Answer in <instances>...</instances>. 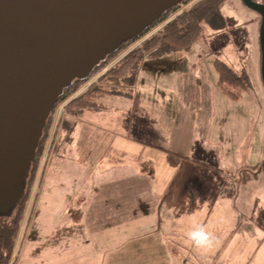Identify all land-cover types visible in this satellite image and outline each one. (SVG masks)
Listing matches in <instances>:
<instances>
[{"label": "rangeland", "instance_id": "obj_1", "mask_svg": "<svg viewBox=\"0 0 264 264\" xmlns=\"http://www.w3.org/2000/svg\"><path fill=\"white\" fill-rule=\"evenodd\" d=\"M195 1L197 0L184 2L179 12L188 10L191 4ZM220 10L225 20L223 27L216 28L209 21L205 20L203 22L204 36L193 45L190 51L175 52L172 57H176V61L162 65L161 72L159 73H157L158 70L153 72L148 68H144L141 72L139 78L140 82H159V84H161L160 82L181 81L183 82V87L189 91V94H191L196 87H199L202 93L199 98L195 97V100L190 103L189 120L183 122L182 117L176 118L174 120V130L170 135L168 127V134L162 143L165 151L160 147L156 148L155 145L149 142L139 141L136 137H133L132 139L134 142L138 141L144 143L141 149H139L137 143L133 142H128L126 148H122L119 144L116 145V142H119L116 135L112 137L116 139L114 144H112L113 141L108 142L109 145L117 147L118 149L116 150L122 152L123 155L132 159V161H128V165L130 163L134 165V161H136L135 158L148 160L152 163L154 169L153 174L156 176H154V187H156L155 195H159L157 202L153 201L154 204L152 207L155 209L149 211L148 208L145 209L143 205L139 204L133 208L134 211H137L136 215H116L115 220H110V215L103 214L101 211H99L98 214H87L88 209L86 203L92 200L90 197L82 202L81 206L77 205L73 208L74 211L79 210L82 212L81 214L66 215L64 213L65 209L59 208L61 206L60 193L54 192L49 198L48 205L43 209L44 219L46 220L43 221L45 225L41 228H33L31 231V237L33 236L35 239L32 240L31 243H26V241L21 243L19 257L14 261L15 263L12 262L11 264H54L52 257L55 244L61 239L67 237H70L71 240H78V242H86V246L83 247V250L81 251L84 254L77 255L76 259H78V262L74 264H86L85 262H82L85 261V259H88V264H135L133 253L124 254L122 252L118 253L117 251L121 240L125 241L126 239H130L133 241L138 235L142 236V239L153 236L154 240H156L155 247L160 251L161 249L165 250L164 245H166V241L163 240H167L169 246L175 244L176 256L173 260L174 264H197L191 263L189 259L184 263L183 259L178 257L181 249L178 245L180 240H176L174 236V239H172L171 232L165 230L164 225L169 226V228L171 227L168 220L173 217V209L168 212L166 201L170 199V203H172V199L174 200V198L173 196H166L165 192H161L163 188L159 185L160 177L164 174L170 176L174 171H176L179 176L185 177L181 182L176 183V188L173 191L174 194H176L177 191L179 192L183 187L185 196L188 197L189 200L192 197L197 196L192 191L199 186L198 183L191 182V180L193 178L201 177L200 172H202L194 170L191 167V164H189V161L203 166L205 174L211 173V170H209V164L194 160L191 155L188 156V160L182 157L187 155V146L189 144L193 143L191 148L196 144L198 150L203 149L206 154H218L217 148H219V143H222L223 139L226 145L230 148H234L243 136L247 137V139L252 142L254 148L253 156L249 162L250 165H257L258 163L255 157L256 151L258 150V143H255L254 141H259L261 147L264 148V84L261 78V47L259 39L261 15L257 11L248 7L243 0H224ZM165 24L166 23L158 25L147 34L154 33ZM140 39L130 46L129 49L138 45L142 41H140ZM120 57L112 61L110 65ZM169 59L170 58H166L163 60ZM216 59L228 62L238 71L244 69L247 72L250 79V88L247 91L245 90L240 98H233L221 89L218 82L219 75L215 64ZM110 65H108L107 68H104L102 72L98 73V75L91 80L95 81L99 75L109 68ZM89 83L84 85L72 97L83 91ZM106 100L111 104L118 106V108L113 110V113H124L129 110L122 104L118 105L119 102H129L123 100L121 96H108L106 97ZM196 100H198V102H196ZM66 102L67 101L58 106L53 125H56L58 122L59 117L62 114V108ZM166 108H171V106ZM162 109L167 110L165 109V106L153 104L148 110H146V113L151 116L162 115L164 117H169L167 124H170L172 116H181V111L179 110H173L170 113H166ZM109 114L110 113L101 109L84 110L78 116V125L79 122H81L82 126H85L92 124L95 120L100 121L106 118H108V121L112 124ZM118 121L119 120L117 119L115 125H118ZM142 124H148V121L142 120ZM164 124L165 118L158 116V119L153 122V127L160 131ZM78 125L77 129L79 128ZM147 131L148 128L145 127L142 136H145ZM49 138L51 141V134ZM154 140H157V138L153 137L151 141ZM48 148L49 144L45 146L40 162L41 164L39 165L40 167L38 166L37 169L38 172L36 179L28 195L25 217L17 245L21 241L20 238L22 237V232L29 213H35L38 209L39 200L37 194L43 189V186L40 184L43 172L47 168L48 162L51 158L62 154V148L56 155H53L52 153L48 154ZM116 150L104 151V154L100 157V159L106 161V164L102 166L103 173L100 178L116 176L123 173L122 166L116 163V161L120 159L119 153ZM95 162L96 161H92V165ZM217 162L218 161L214 160L213 165ZM62 164L63 162H61L59 168L62 167ZM223 165L225 166L226 164ZM231 165H234V163L231 162L230 166ZM132 167L134 169L136 168L134 166ZM133 168H128L127 173H134ZM96 169H100V167L98 166ZM231 173V168H224V174L220 171V173L216 175H225L226 177L231 178ZM93 175L96 176V174ZM212 175L216 176L213 173ZM188 177H191V179L188 180ZM44 179L45 177L42 180ZM204 184L205 183L202 184V187ZM232 184L237 185V183ZM229 185H231V183L224 184V190L229 188ZM104 186H106V184H104ZM116 189L119 195L123 194V196H119V201H124V204L127 205L130 201L131 191H125L122 193L121 190L118 188ZM88 191H90V189L80 190V193L82 194L83 192L84 194ZM108 195L105 197H108ZM83 197H85V195H83ZM226 202H228L226 208L231 212L233 201ZM238 205L241 209L243 208L241 202ZM205 206H207V204H205ZM34 208H37L35 212ZM54 211L56 214H51ZM73 218L75 219V222L72 221ZM101 218H103V221L98 223V220ZM172 222L175 224L179 223L176 227L187 224L193 230L195 228L192 220L182 219L178 215L174 216ZM94 223L104 225L88 230L86 225ZM79 226H81L80 229ZM193 230L188 229L187 232ZM257 236L260 237L259 235ZM60 246H58L57 249ZM92 255L101 257L103 263H101L100 259L98 260L97 257H94V260H91ZM14 258H16V255H14L13 259ZM168 261L160 255L157 264H171V260ZM211 261L212 260H209L208 263ZM143 264H145V260H143Z\"/></svg>", "mask_w": 264, "mask_h": 264}, {"label": "crops", "instance_id": "obj_2", "mask_svg": "<svg viewBox=\"0 0 264 264\" xmlns=\"http://www.w3.org/2000/svg\"><path fill=\"white\" fill-rule=\"evenodd\" d=\"M173 54L175 53L162 57L147 58L144 61L133 95L131 97L121 96L123 100L129 102L118 103V105L122 104L129 110L124 113H113V110L118 106L107 100L104 101L110 107L101 110L110 113L109 118L112 124L108 121V118L100 121L95 120L92 124L85 126H82L81 122H79V125L77 124L79 128H75L72 140L63 146L61 155L49 160L47 168L43 172L41 180L44 177L45 179L42 182L40 180L43 189L37 194L39 206L38 209L34 208V212L37 209L35 213H29L27 217L22 232L24 242L31 243L35 239L33 236L30 237L32 227L41 228L45 225L43 222L46 221L43 209L48 205L49 198L54 192L60 193L61 206L59 208H64L66 215L81 214L82 212L79 210L74 211L73 208L77 205L81 206V203L90 197L92 200L86 203L87 214H98L101 211L103 214H109L110 220H115L116 215H136L137 211H134L133 208L139 204L143 205L145 209L148 208L149 211L155 209L152 207L153 201L157 202L159 195H155V175L153 174L152 163L148 160L135 158V164L130 163L128 165V161H132V159L123 155L122 152L116 150L117 147L109 145L108 142L113 141L112 144H114L116 139L112 137L116 135L119 139L116 145L119 144L122 148H126L128 142H133L137 143L139 149H141L144 143L134 142L132 139L136 137L139 141L149 142L155 145L156 148L160 147L165 151L162 143L168 134V127L170 135L174 130V120L176 118L182 117L183 122L189 120L190 103L195 100V97L199 98L202 94L199 87H196L189 94L181 81L160 82L161 84H159V82H140L139 79L144 68L151 69L153 72L158 70L157 73H159L162 65L176 61V57H172ZM166 58L170 59L163 60ZM153 104L165 106L167 110H162L166 113L179 110L181 116H172L170 124H167L169 117L151 116L146 113V110ZM169 106L171 108H166ZM158 116L165 118V124L160 131L153 127V122L158 119ZM117 119L119 120L118 125H115ZM142 120H147L148 124L143 125ZM145 127L148 128V131L145 136H142ZM153 137L157 140L151 141ZM254 142L258 143V150L255 155L258 161L257 165L249 164L254 148L252 142L244 136L234 148L226 145L223 139V142L219 143L220 146L217 148L218 154H206L205 150H198L196 144L192 148L193 143L189 144L187 155L182 157L188 160V156L191 155L194 160L209 164V170H211V173L205 174L203 166L189 161L194 170L202 171L200 172L201 177L191 180V182L198 183L199 186L192 191L197 196L189 200L185 196L183 187L176 194L173 191L176 188V183L181 182L185 177L179 176L176 171L172 172L170 176L164 174L160 177L159 185L163 188L161 192H165L166 196H173L174 198V200L171 198L172 203H170V199L166 201L168 212L173 209V217L168 220L171 227L164 225L165 230L171 232L172 239L175 237L176 240H180L178 245L181 249L178 257L182 258L184 263L189 259L191 263L197 264H264V148L261 147L259 141L255 140ZM107 150L118 151L120 159L116 163L122 166L123 173L100 178L103 173L102 166L106 164V161L100 159V157ZM214 160L218 161L215 165H213ZM92 161L96 162L92 165ZM61 162L63 164L59 168ZM231 162L234 165L230 166ZM98 166L100 169H96ZM132 166L136 168L134 169ZM251 167H255L258 176L245 184H240V173L243 170H250ZM128 168H133L134 173H127ZM224 168L232 169L231 178L225 175H216L220 171L224 174ZM212 173L216 176H213ZM93 174H96V176ZM189 179L191 177H188ZM203 183L205 184L202 187ZM226 183H237L238 189L234 196L230 197L224 193V184ZM116 188L121 190L122 193L131 191L130 201L127 205L124 204V201H119V196H123V194L119 195ZM87 189H90V191L84 194V191L82 194L80 193V190ZM107 195L108 197H105ZM226 201H233L232 213L226 208L228 206ZM240 202L243 205L242 209L238 205ZM51 214L56 213L54 211ZM175 215L185 220H192L195 225L194 230L203 227L210 234L211 243L206 247L197 248L188 237L190 232H187V230L193 229L187 224L176 227L179 223L172 222ZM86 219L88 220L87 217ZM72 221L75 222V219L73 218ZM102 221L103 218L98 220V223ZM103 225L94 223L86 226L90 230ZM80 228L81 226H79ZM141 237L138 235L133 241L130 239L121 240L117 252L133 253L135 264H143V260H145V264H157L160 255L166 261L171 260V264H174L175 244L169 246V242L163 240L166 241L165 250L161 249L160 251L155 247L156 240L153 236L145 239ZM58 246L60 247L57 249ZM85 246V241L78 242V240H71L70 237L61 239L55 244L52 257L53 263H77V255L84 254L81 251ZM94 257L97 256L92 255L91 260H94ZM97 259H100V262L103 263L101 257H97ZM209 260L212 261L208 263ZM82 262L88 264V259Z\"/></svg>", "mask_w": 264, "mask_h": 264}, {"label": "water", "instance_id": "obj_3", "mask_svg": "<svg viewBox=\"0 0 264 264\" xmlns=\"http://www.w3.org/2000/svg\"><path fill=\"white\" fill-rule=\"evenodd\" d=\"M184 0H0V215L22 198L51 110L75 79ZM261 15L264 3L243 0Z\"/></svg>", "mask_w": 264, "mask_h": 264}, {"label": "trees", "instance_id": "obj_4", "mask_svg": "<svg viewBox=\"0 0 264 264\" xmlns=\"http://www.w3.org/2000/svg\"><path fill=\"white\" fill-rule=\"evenodd\" d=\"M187 1L190 0L184 2ZM223 2L224 0H197L191 4L188 10L182 12H179V5L169 8L140 37L124 42L116 52L107 55L103 61L95 66L88 79H75L69 87L64 89L58 104L51 110L36 149L35 158L31 161L22 198L11 212L0 215V264H11L19 257L22 237L18 245L17 241L25 217L26 202L36 179L45 146L49 144L48 154L56 155L64 145L72 140L78 124V116L82 111L109 108L110 106L104 103L108 96H132L141 66L147 58L162 57L179 51H190L193 45L204 36L203 22L205 20L216 28L223 27L225 20L220 10ZM163 23L166 24L162 28L152 34H147ZM145 36L147 37L144 38ZM140 38L144 39L129 49ZM118 57L120 58L110 65ZM215 64L219 75V85L226 94L233 98H240L243 92L250 88V79L244 69L238 71L221 59H216ZM108 65L110 66L105 72L99 75L95 81L89 83ZM87 83L89 85L83 91L72 97ZM65 101L67 102L62 108V114L56 125H53L57 108ZM255 167L240 173V184H245L258 176ZM229 186L224 190V193L232 197L236 194L238 186L233 184ZM14 255L16 258L13 259Z\"/></svg>", "mask_w": 264, "mask_h": 264}, {"label": "clouds", "instance_id": "obj_5", "mask_svg": "<svg viewBox=\"0 0 264 264\" xmlns=\"http://www.w3.org/2000/svg\"><path fill=\"white\" fill-rule=\"evenodd\" d=\"M188 237L197 248L206 247L211 243V236L203 227L191 231Z\"/></svg>", "mask_w": 264, "mask_h": 264}, {"label": "flooded vegetation", "instance_id": "obj_6", "mask_svg": "<svg viewBox=\"0 0 264 264\" xmlns=\"http://www.w3.org/2000/svg\"><path fill=\"white\" fill-rule=\"evenodd\" d=\"M257 1L264 3V0H257ZM180 9H181V8H179V10H180ZM90 82H93V81H90Z\"/></svg>", "mask_w": 264, "mask_h": 264}, {"label": "built area", "instance_id": "obj_7", "mask_svg": "<svg viewBox=\"0 0 264 264\" xmlns=\"http://www.w3.org/2000/svg\"><path fill=\"white\" fill-rule=\"evenodd\" d=\"M183 4H184V3H181V8H182ZM147 36H149V35H147ZM147 36H145L144 38H146ZM144 38H143V39H144Z\"/></svg>", "mask_w": 264, "mask_h": 264}]
</instances>
